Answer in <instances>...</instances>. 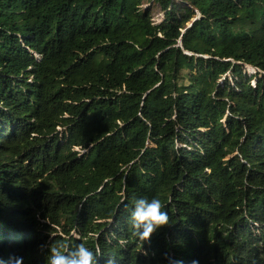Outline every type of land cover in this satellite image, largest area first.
Listing matches in <instances>:
<instances>
[{"label":"trees","instance_id":"trees-1","mask_svg":"<svg viewBox=\"0 0 264 264\" xmlns=\"http://www.w3.org/2000/svg\"><path fill=\"white\" fill-rule=\"evenodd\" d=\"M43 243L264 264V0H0V258Z\"/></svg>","mask_w":264,"mask_h":264},{"label":"clouds","instance_id":"clouds-1","mask_svg":"<svg viewBox=\"0 0 264 264\" xmlns=\"http://www.w3.org/2000/svg\"><path fill=\"white\" fill-rule=\"evenodd\" d=\"M168 224L169 214L164 210L159 198L141 196L135 199L128 214V225L131 234L138 241H149L154 232ZM39 247L41 250L47 248L46 264H98L99 250L94 252L84 243H79L66 251H61L48 243H43ZM22 259L15 256L0 258V264H22ZM166 260L167 264H185L184 260L171 256H167ZM105 264H117V260L113 256H108ZM191 264H199V261L193 260Z\"/></svg>","mask_w":264,"mask_h":264},{"label":"rangeland","instance_id":"rangeland-1","mask_svg":"<svg viewBox=\"0 0 264 264\" xmlns=\"http://www.w3.org/2000/svg\"><path fill=\"white\" fill-rule=\"evenodd\" d=\"M153 17L155 19H158L161 17V10L158 7L154 10Z\"/></svg>","mask_w":264,"mask_h":264}]
</instances>
